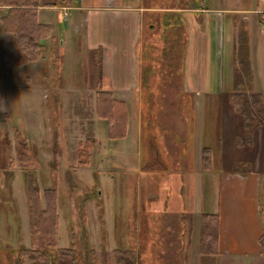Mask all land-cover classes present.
<instances>
[{"label":"rangeland","instance_id":"obj_1","mask_svg":"<svg viewBox=\"0 0 264 264\" xmlns=\"http://www.w3.org/2000/svg\"><path fill=\"white\" fill-rule=\"evenodd\" d=\"M259 1L260 12L264 4ZM141 5L148 9L142 16L137 45L139 73L136 90L130 93L135 97L128 101L132 116L149 142L147 139L137 143L100 144L93 138L95 132L103 129L95 98L99 81L107 70L108 56L103 49L83 51L79 61L69 62L65 75L63 51L57 40L50 50L45 48L44 57L35 63L17 69L20 66L13 62L6 68V75L0 69V100L9 104L8 111L0 112V172H4L3 168L8 173L23 170L12 164L15 135L19 131L30 142L36 161L32 171L41 193L52 188L59 191L58 245L68 248L72 235L75 236L78 264H93V257L95 264H117L114 255L117 248L132 250L137 264H193L188 249V214L180 212V195L176 196L174 184V195L168 197L169 174L166 180L159 182V179L164 169L194 167L201 138L211 144L206 142L210 117L207 113L210 110L216 113L212 117L219 124V108L229 100L217 92L200 100L192 98L187 93L191 86L185 80L188 49L196 25L194 14L199 15L197 19L202 25L214 16L200 10L220 4L212 0H141ZM2 31L5 30L1 21ZM12 38L18 52L17 35L13 33ZM208 85L225 92L227 84ZM20 94V101L11 104ZM26 99L31 100L28 110L21 106ZM197 105L207 111L199 110L196 115ZM197 116L199 123L195 120ZM206 118L207 122L203 121ZM106 121L102 123L107 130ZM87 139L95 142L89 154L90 165H79L73 156ZM150 168L153 169L150 176L140 171ZM8 177L0 178L6 183L1 193L5 205L0 212V216L3 214L0 233L6 227L10 231L4 236L0 234V264H16L18 251L24 247L22 242L31 236L26 218L29 214L25 179L22 178L23 188L14 196L12 177ZM197 223L200 225V219ZM88 251L94 252L93 256H88ZM192 251L195 260L198 259L200 255L195 248ZM48 252L54 259L58 250L48 249ZM198 264L209 263L201 259Z\"/></svg>","mask_w":264,"mask_h":264},{"label":"crops","instance_id":"obj_2","mask_svg":"<svg viewBox=\"0 0 264 264\" xmlns=\"http://www.w3.org/2000/svg\"><path fill=\"white\" fill-rule=\"evenodd\" d=\"M212 1L220 5L200 11L209 13L215 18L208 17L201 25L198 20L199 15L194 14L193 17L196 25L192 30L185 74V80L190 84L191 91L187 93L193 95L192 98L200 100L207 97L209 93L217 92L216 94H220L221 98L226 97L230 100L231 94L235 93L239 33V35L245 34L248 40L251 68L248 96L250 97L253 93L264 99V27L261 24L263 15L259 12L260 1ZM231 3L235 5H229ZM6 9L7 7L0 6V22ZM147 9L141 5V0H39L38 22L52 26L51 35L44 39L46 40L45 48L48 47L50 50L59 41V47L63 51L64 75L69 62L72 59L79 61L83 51L84 53L97 52L103 49L107 52L106 75L102 81H99L100 87L95 94L98 91H104L111 94L115 100L126 104L127 133L123 138L110 139L108 124L106 130L102 123V120L106 119L99 117L98 121L103 125V129L95 132L93 138L100 144L103 142L137 143L146 142L147 139L149 142V137L147 138L140 124L132 116L131 101L130 103L128 101L135 97V94L130 93L136 90L135 83L139 73L137 45L142 16ZM12 36L13 33L0 32V69L2 68V74L5 75L9 65L14 62L17 66L18 63V52L15 41L11 42ZM32 63L35 62L17 66V69H23ZM213 82L226 83V91H216L211 85L209 87L208 84ZM229 100L226 101L225 106L219 108V124L215 123V117H212L216 113L211 110L207 113L210 117L208 130L206 124L208 136L206 142L211 144L204 143L201 138L199 153L194 155V167L185 165L179 170L164 169L161 174L159 173L161 177L159 182L166 180L169 174L170 179L166 180L167 186L171 188L168 197L174 195L172 193L174 184L177 188L176 196L180 195L182 208L180 212L184 215L188 214V249L193 264H198L201 259L209 264L212 262L214 264H264V245L262 244L264 239V122L256 128L251 145H238V139L244 136V120L235 106L229 104ZM195 110L196 115L199 110L207 111L206 108L198 105ZM195 120L199 123L198 116ZM203 121L207 122V118ZM28 143L30 145V142ZM204 144L212 149L213 168L207 172L201 169V151ZM184 160L187 161L186 158ZM236 162L249 164L251 171L245 173L234 170ZM191 163H193L192 160ZM3 170L4 172H0V178L2 175L6 179L9 178L8 176L12 177V191L15 196V193L23 188L24 171L14 169L8 173L4 168ZM150 170L153 171L151 168L140 171L148 176L151 174ZM183 177L187 179L185 183ZM176 179L179 180V190ZM4 183L0 181V212L5 205L4 197L1 195ZM21 199L22 201L24 199L23 190H21ZM203 213L218 215V253L216 254L204 256L200 254V217ZM26 218L29 221L28 215ZM198 219H200V225L197 223ZM2 229L1 235L10 233L8 227ZM22 245L26 248L30 246V236L26 242H22ZM193 248L200 255L196 260L192 254Z\"/></svg>","mask_w":264,"mask_h":264},{"label":"trees","instance_id":"obj_3","mask_svg":"<svg viewBox=\"0 0 264 264\" xmlns=\"http://www.w3.org/2000/svg\"><path fill=\"white\" fill-rule=\"evenodd\" d=\"M0 6L7 7L1 18L5 32L17 35L18 65L22 66L35 62L44 57V39L52 32V26L38 22L39 0H0ZM251 84V68L248 55V40L245 34L239 38V47L236 55L235 68V93L230 100L237 112L244 120V136L238 139V145H251L257 127L264 122V99L257 94L248 96ZM253 105L256 108H253ZM257 114L255 113V111ZM96 110L100 118L108 122V137L118 139L126 136L127 114L126 104L115 100L111 94L98 91L96 93ZM257 115V116H256ZM93 140L87 142L75 152L73 160L79 165H90V151ZM15 158L12 164L24 171L27 186L30 224V246L22 247L18 251L16 264H78L75 236L71 237L68 248H59V191L56 188L40 191L32 169L35 167V158L31 152L26 138L16 131ZM88 157L84 163L81 159ZM213 168L212 149L204 146L201 151V169L207 172ZM234 170L248 173L251 171L249 164L236 162ZM218 215L203 213L201 216L200 251L204 255L218 253ZM74 234V233H73ZM264 245V239H262ZM48 249H57L56 258L50 256ZM94 252L88 251V256ZM117 264H137V259L130 249L117 248L114 250ZM95 256V255H94ZM95 264L96 258L91 259Z\"/></svg>","mask_w":264,"mask_h":264},{"label":"clouds","instance_id":"obj_4","mask_svg":"<svg viewBox=\"0 0 264 264\" xmlns=\"http://www.w3.org/2000/svg\"><path fill=\"white\" fill-rule=\"evenodd\" d=\"M20 98H21V94L20 96L15 100L13 101L11 104L13 103H16V102H19L20 101ZM10 104V105H11ZM25 110H28L30 109L31 107V100L30 99H26L23 104L21 105ZM8 107H9V104H5L3 102V100H0V112H3V111H8Z\"/></svg>","mask_w":264,"mask_h":264},{"label":"built area","instance_id":"obj_5","mask_svg":"<svg viewBox=\"0 0 264 264\" xmlns=\"http://www.w3.org/2000/svg\"><path fill=\"white\" fill-rule=\"evenodd\" d=\"M262 2H263V4H264V0H261ZM260 13L263 15V17H262V25H263V27H264V10L263 11H260Z\"/></svg>","mask_w":264,"mask_h":264}]
</instances>
